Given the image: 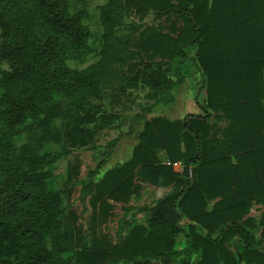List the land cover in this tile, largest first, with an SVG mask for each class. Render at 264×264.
Returning <instances> with one entry per match:
<instances>
[{"label":"trees","instance_id":"obj_1","mask_svg":"<svg viewBox=\"0 0 264 264\" xmlns=\"http://www.w3.org/2000/svg\"><path fill=\"white\" fill-rule=\"evenodd\" d=\"M115 2L101 11L109 44L104 61L94 67L107 62L106 68L98 79L95 73L75 83L60 62L67 52L75 58L68 49L83 47L80 13L67 14L62 0H0V135L49 119L58 109L57 99L70 91L85 85L96 95L110 83L108 77L122 76L131 58L112 32ZM124 7L164 15L179 11L183 27L176 38L159 33L147 38L141 51L148 61L158 57L175 67L186 61L196 68L206 96L199 105L203 115L143 123L129 159L95 184L92 201L101 210L92 222L109 218L116 207L128 208L144 187L170 190L169 196L156 205L147 225H133L114 245L106 235L94 233L68 264H175L173 247L181 235L193 258L190 264H264V252L255 247L250 232L259 227L264 244V217L255 223L249 215L253 203L264 206V0H179L177 6L125 0ZM8 86L17 89L14 95L5 93ZM208 111L223 125L209 123ZM82 120L95 122L88 116ZM88 134L68 127L66 139L72 147L81 146ZM158 152L169 165L158 162ZM176 163L183 165L181 174L173 171ZM9 172L13 175L0 184V256L16 242L28 241L9 264H53L54 255L44 246L50 228V211L42 207L46 199L34 193L37 203L20 211L30 194L15 178L17 172ZM233 237L232 254L227 242Z\"/></svg>","mask_w":264,"mask_h":264},{"label":"rangeland","instance_id":"obj_2","mask_svg":"<svg viewBox=\"0 0 264 264\" xmlns=\"http://www.w3.org/2000/svg\"><path fill=\"white\" fill-rule=\"evenodd\" d=\"M111 1L62 0L67 14L80 13L79 25L86 33L79 52L68 49L75 58L68 52L61 56L60 65L66 67L75 83L95 73L98 79L106 68L107 62L101 69L94 66L102 63L106 56L105 47L109 42L103 36L105 26L101 11ZM116 1L112 7L116 9L117 24L112 32L116 42L129 50L128 57L131 58L122 76L116 80L108 77L110 83L107 87L101 85L100 93L96 95L85 85L70 91L57 99L58 109L49 119L27 122L0 135V184L8 174L13 175L9 169L17 172L15 178L19 179V184L24 183V189L30 194L28 201L19 204L20 211L27 204L37 203L34 193L45 197L46 204L42 207L50 211L47 222L50 228L44 246L54 255L53 264L70 263L82 245L90 244L94 233L106 235V240L114 245L126 238L133 225H147L156 205L169 196L170 190L144 187L140 196L130 201L128 208L116 207L109 218H103V221L99 218L94 223V213L101 210L100 205L95 203L94 206L92 201L95 184L108 169L129 159L132 149L138 145L145 121L164 117L171 122L189 114L203 115L199 105L204 103L206 96L196 68L186 61L177 67L169 66V60L158 57L148 61L141 51L143 42L159 33L170 39L176 38V32L183 27L179 11L168 15L150 10L138 12L134 7L126 10L125 0ZM163 1L177 6L179 0ZM66 46L70 47L69 41ZM187 53L189 57L194 56L193 50L187 49ZM5 88L7 95L17 91L14 86ZM80 102L84 104L83 108L76 107ZM208 114L209 123L223 125L218 115L210 111ZM87 116L93 117L95 122L83 121L82 118ZM68 127L88 132L85 144L70 146L66 139ZM162 156L165 154L156 153L158 162L165 161L168 165L166 156ZM54 213L56 215L52 217ZM249 215L255 223L261 222L264 206L253 203ZM259 229L255 227L250 232L255 237V247L264 252ZM184 239L183 235L179 236L173 247L175 264H190L193 259ZM234 242V237L227 242V249L232 254ZM27 244L28 241L16 242L10 252L0 256V264H9L10 259L15 261L19 256L15 253L25 249Z\"/></svg>","mask_w":264,"mask_h":264},{"label":"crops","instance_id":"obj_3","mask_svg":"<svg viewBox=\"0 0 264 264\" xmlns=\"http://www.w3.org/2000/svg\"><path fill=\"white\" fill-rule=\"evenodd\" d=\"M191 66V65H190ZM188 69L189 68H191V67H187ZM165 157V156H164ZM163 156H162V158H164ZM166 160V159H165ZM168 162V161H167ZM160 164H162V165H167V164H165V161L164 162H160ZM169 165V164H168ZM182 170H183V165L182 164H175V165H173V171L174 172H176V173H179V174H181L182 173ZM137 199V198H136ZM135 199V200H136ZM218 199H216V200H213V201H211L210 203H211V205L210 204H208V206L209 207H211L212 206V204L213 203H215L216 201H217ZM130 205V204H129Z\"/></svg>","mask_w":264,"mask_h":264}]
</instances>
